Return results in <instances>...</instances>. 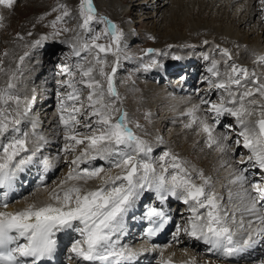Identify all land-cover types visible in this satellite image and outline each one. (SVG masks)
<instances>
[{
    "label": "snow or ice",
    "instance_id": "1",
    "mask_svg": "<svg viewBox=\"0 0 264 264\" xmlns=\"http://www.w3.org/2000/svg\"><path fill=\"white\" fill-rule=\"evenodd\" d=\"M259 2L264 5V0ZM15 4L16 0H0V5L7 9H12ZM54 11L62 14L53 21V28L63 24L65 17H71L66 5H60ZM78 15L79 31L72 42H67L71 55L77 58L74 64L77 71L65 70L68 80L63 87L70 91L60 101L58 109V127L62 126V131L57 135L62 134L64 141L60 153L63 158L74 156L68 162L71 170L49 194V202L39 206L31 204L16 213L0 212V264H51L56 258L59 234L68 235L71 253L84 264H138L140 254L123 245L120 238L126 235L129 213H133L146 194L157 200L159 206L149 205L141 217L147 222L142 237L145 242L174 224L167 209L170 199H175L187 205L191 215L187 218V226L174 224V242H179L183 232L189 238L202 241L219 259L230 262L240 256L255 240L251 233L244 239L235 238L232 224L236 221H230L227 213H222L215 193L206 189L209 181L204 174L196 173L203 181L198 184L186 162L170 151L154 158L152 146L129 127L128 114L124 112L116 118L120 113V97L115 77L121 56L125 54L123 32L107 18L98 16L93 0H80ZM2 20L0 16V22ZM93 25H102L101 32L97 33ZM55 34L59 35L60 31ZM102 38L108 43H99ZM47 39V36L41 37L35 44L41 45ZM147 54L154 55L153 50L148 49ZM221 55L226 61L232 59L227 49L222 50ZM109 56L114 58L110 72L105 70ZM257 62L264 64V57H258ZM152 63L156 61L152 60ZM207 71L218 78L208 81L211 87L220 90L218 102L207 94L201 97L199 104L189 111L192 123L186 126L192 127L198 121L209 147L215 144L224 152L231 147L229 135L222 132L215 136L213 133L218 125L225 126L222 118L234 119L238 130L232 144L242 145L249 151L248 164L252 169H259L261 174L259 182L251 183L245 175L249 168H242L236 181L242 186L249 185L244 189L248 201L246 211L256 215L259 223L264 225V81L235 63L227 66L223 78L218 61L214 60ZM77 72L79 80L74 79ZM13 88L14 84L9 82L6 88L0 89V105L14 100L19 117L20 99L11 91ZM85 89L88 90L89 109L86 113L81 110ZM201 106H206L203 111L208 114L203 118L196 115ZM19 124L18 118L10 119L6 108L0 106V208L9 206V193L15 190L17 174L26 166L38 162L47 173L62 159L57 155L54 161L48 157L37 161L41 144L48 141L36 134L33 123L31 137L35 147L30 149V134L22 131ZM226 127L232 129L233 125ZM90 182L99 183L89 187ZM41 184L47 188L44 181ZM240 224L242 227L243 221ZM254 231L256 236L264 238V227ZM158 264H171V261H159ZM259 264H264V260Z\"/></svg>",
    "mask_w": 264,
    "mask_h": 264
},
{
    "label": "bare ground",
    "instance_id": "2",
    "mask_svg": "<svg viewBox=\"0 0 264 264\" xmlns=\"http://www.w3.org/2000/svg\"><path fill=\"white\" fill-rule=\"evenodd\" d=\"M96 1L100 9H105L110 6L108 0ZM140 4L143 5L145 10H147L144 11V14H146V17L144 19H153L159 16L162 18L161 24L167 26H174L182 23L185 25L186 23L185 31H183L185 33L182 32L181 34L177 31H170L171 33L169 34L163 33L162 37L164 38V40H162V44L156 47L158 48V50L153 49L154 53H158V55L162 53L161 48L162 50H164V48L166 47L164 44L169 42L175 44L188 42V44L191 43L195 46H197V43H205V48L202 53L205 59L208 58L207 54L211 51L227 49L228 52L231 53L232 61H234L238 66L247 68L250 73L253 72V68L259 67V69H262L264 67V64H260L257 62L258 57H264V5H261L259 0H146L145 3L142 2ZM189 9L195 10V13L197 14L196 21H193V18L189 22L186 20ZM215 19L218 20L221 24H215L213 22ZM153 32L154 31L150 32L152 36H154ZM253 35H255V37H253ZM233 52L238 53V57H236V59L234 60L233 58H235V56ZM219 55L217 59H215V61L219 62L221 78H223V73L226 71L230 60L226 61L225 57ZM148 64L145 62L142 63L141 66H151L152 60H150ZM211 64L208 65L207 69L211 66ZM159 65H156V67ZM193 65L194 63L192 59L183 60L179 65L182 67H178V72L182 71L183 77H177L176 79L178 80L176 82L174 81L173 84L170 83V86L168 88H166L165 85H147L148 91L146 92V95L144 96V98H140L139 100L142 105L141 107L147 108L150 115L154 114L156 110H161V113H159V115L154 118L153 126L151 125L150 129L148 130V134L150 137H152V139H155V129L161 127H169L167 135L168 138L172 139L171 137H175V142L177 141L178 143H175L174 145L169 141L167 143V146L177 149L178 146L182 147L184 146V143H187L191 145L192 151L193 148L195 149V151H197L195 157H192V159L193 161H195V159L198 160V163L196 164L202 168L205 167L207 169V172H203L202 170H200L199 166L195 169L194 166L186 164L189 171L193 173L194 178L196 177V173L202 172L204 174V177L209 181V184L207 186H211L212 183L211 187L214 193H228L226 195L227 198L225 197V199H222V201L226 203L227 206L225 209H221L223 211L222 213H227L230 221L233 219H235L236 221L235 224H232V228L236 232L235 238L244 239L247 238L249 233H251L253 236V240H255V243L252 245V247L247 248L246 251L239 256L242 257L241 259L243 260L240 263L234 262V259H236L237 257L232 259L230 262L224 261L219 258L217 260H213V258H211L209 250H205L204 248H202L203 245L199 246L202 243L201 241H196L192 238H189L188 236L184 235L183 232L180 234L179 242H174L169 250L162 251L156 250L155 248L151 247H147V249L142 248L143 242L141 241L140 237L141 235L143 236V234H135V232L137 231V227L140 226L142 222H144L141 219L143 214V210L141 208L145 207V204L149 202L152 203L153 201L157 205H159V202L157 200H155L152 196L149 197L150 194H146L144 197H141V200L137 203L136 208L133 210L134 214L129 213V217L126 219V235L121 236L120 240L123 245L133 248V250L137 251L139 254L145 253L146 250H156V256L158 255L156 264H158L159 261H171V264H259L261 260H264V254L256 252L255 258L259 259L258 263L248 262L246 254L248 253V251L252 253L256 249H258L257 251H261L264 253V238L256 236L254 231L260 227H264V225H261L259 223L256 215H253L246 211L248 201L244 196V189L245 187H249V185L242 186L240 182L236 181V176L239 174L240 169L243 166L245 168H249L250 173L253 171H260L259 169H252L250 167L247 162V157L250 153L242 146L240 147L236 145L238 149L237 153H239L240 155L245 154V157H240V159L236 161L231 158V155L229 158L226 151L221 152L217 145L214 144L209 147L207 136L198 127V121L196 124H192V127H190V131H187L185 129L186 125L192 123L191 117L188 115V113L199 104L200 98L204 97L207 94V96L212 100L218 102L219 96L216 92L220 91L211 87V85L209 84V79L216 80L218 78L212 77L211 73H209L208 71L202 72L200 74V82H207L208 84L199 88L197 91L194 90V92L192 90H189L186 86V83H183V81L193 84L192 80L195 77L194 75L197 69ZM185 67L186 69L188 67V69H184V71L181 70ZM262 71H264V69ZM150 73L151 72H146L145 74L148 77H151ZM167 74L169 73H161L160 75L165 78L167 77ZM21 91L23 92V95L28 98L33 91L43 94V91H45V86L42 82H39V84L36 85L34 83H30L28 85H25L24 88H21ZM23 106L24 105L19 107L21 112H25V110L22 109ZM52 107L54 108V106L48 105L43 107L42 111H38V116L39 114H41L40 116H42L41 118H45L44 120L42 119L38 122L35 119L37 117V114H33L29 119L32 120V124H36V128L34 130L36 134L39 132L40 134L38 135L44 136L48 141V143H42V145H52L50 141L55 142L57 139V146L61 148L60 145L63 146L64 141L62 134L57 135V132L62 131V126L58 127L59 112L58 109L52 111ZM205 107L206 106H201L200 111L196 112L197 117L203 118L208 115L203 111V108ZM225 120L234 125L233 132L231 134L236 138L235 133L238 128L235 126L234 119L231 117H226ZM30 130L31 132L29 147L33 148L35 147V144L32 142L31 137V133L33 132L32 125ZM222 132L225 133V131ZM222 132L215 130L213 134L215 136H219V134ZM226 133L231 135L229 132ZM51 135H54V137L51 138ZM45 147L42 146L41 151L37 153L38 159L41 157H47V151H45ZM50 148L51 146H49L47 149ZM181 151L184 156L188 154V151H186L184 148H182ZM41 152H44V156L40 157L39 155ZM59 154L63 156V153ZM56 156L57 155L49 159L54 161ZM71 159H73V156H67L64 160L66 161L64 163H67V167H65L66 169L63 171V173L60 174V176L56 178L53 177L51 179V177L55 173L57 174V171L60 169L63 161H60L58 164L54 163L55 168L53 167V169L51 170L52 173L50 172L51 174L49 180L47 179L49 177L47 176L49 172H43L42 166L38 162L26 166L23 172L17 174V179L14 182L15 190L9 193V206L7 208H0V212L16 213L24 210L31 204H36L39 206L45 202H49V194L53 191V189L59 187L60 182L67 176L68 172L71 170L68 163ZM250 173L248 175L249 180H252L255 183L258 182V180L256 179L257 175H255V177L250 176ZM37 174H41L40 179L42 180L40 181H44V183L47 185L46 189L43 187L41 182H37V180H34V183L36 184L33 186L34 183L32 179ZM114 174L115 172L113 173V175ZM44 175H46V177H44ZM208 176H210V178ZM212 176L214 179L212 178ZM29 180L31 182L30 184L28 182ZM24 182L25 186H27V189L25 190V192H21L20 184H23L24 186ZM98 183L99 182H90L89 187H95L98 185ZM202 183V180L198 182V184ZM206 189L209 190L208 187H206ZM252 194L255 195V192H253ZM223 202H220V205H223ZM177 204H180L182 206L181 211H178V213L175 212V209L178 207ZM168 206H170L167 209L169 214H171L172 216L177 215L182 221V226H187V218L191 215V213L188 211L187 205H184L182 202L176 201L175 199H170ZM259 207L260 204L258 203L257 208ZM203 211L204 210L201 209V212ZM241 221H243L242 227L240 224ZM73 237L78 238L76 234H73ZM69 241L71 240L68 238L67 234H59L58 249L61 250V248ZM193 243H195L196 245ZM70 247L71 244H69V251ZM70 254H72L71 251ZM59 256L60 263L61 261H63V259L60 253ZM70 257L71 260H67V262L65 261V263L84 264V262L79 261L74 256ZM138 264L155 263L151 261L149 256L139 255Z\"/></svg>",
    "mask_w": 264,
    "mask_h": 264
},
{
    "label": "rangeland",
    "instance_id": "3",
    "mask_svg": "<svg viewBox=\"0 0 264 264\" xmlns=\"http://www.w3.org/2000/svg\"><path fill=\"white\" fill-rule=\"evenodd\" d=\"M108 1L110 6L105 9H100L96 0H93V3L97 10L98 16L105 17L116 24L124 34L122 45L125 46V54L121 56L120 64L115 77L116 88L120 97L118 103L120 113L116 114V118L118 119L121 113L126 112L128 114V119L130 122L129 127H131L136 135L144 140L147 144H149L150 146L152 144L154 158L160 156L164 151H170L178 158H180V160L186 162L187 165H192L196 169L199 166L196 164L198 163V160L195 159V161H193L192 157H195L197 151H195V149L193 148V152L191 145L184 143V146L182 147L177 145V149L167 146V143L169 141L174 145L175 143H178L177 141L175 142V137H171L172 139L168 138L167 135L169 127H161L155 129V132L157 134H154L155 139H152V137L149 136L148 130L150 129L151 125L153 126V120L159 115V113H161V110H156L154 114L150 115L147 108L141 107L142 105L139 100L140 98H144V96L146 95V92L148 91V84H156L158 86L165 85L166 88H168L170 86V83L173 84L174 81L176 82L178 80L176 78L183 75L182 71L178 72V67H182L179 65L185 59H192L194 63L193 66L197 68L194 75L195 77L192 80L193 84L183 81V83H186L188 89L194 92V90L197 91L199 88L207 85V82H200V74L207 71L208 65L211 64L215 59H217L219 54L221 55L222 50L209 52L207 54L208 58L205 59L202 55L205 48L204 42V44L197 43V46L191 43L188 44V42H182L181 44L169 42L164 44L166 46L164 50H162L161 48L162 53L158 55V53L153 52L154 55L150 56L147 54L148 49L158 50V48L156 47L162 44V40H164V38L162 37L163 33L169 34L171 32L177 31L182 34V32L185 31L186 23L185 25L182 23L174 26H167L161 24L162 18L159 16L153 19H144L146 17L144 11L147 10H145L143 5H141L140 3H145L146 0ZM79 3L80 0H16V4L12 9H7L0 5V16L3 17L2 22H0V89L6 88L9 82L13 83L14 88L11 89V91L15 96L19 97V107L24 105L22 109L25 110V112H21L19 109L20 115L19 117H17L16 103L14 100H10L7 105L0 106L6 108V114L10 119L18 118L20 120V124L18 126L22 131H26L29 134L31 132L30 128L32 125V120H30L29 118H31L33 114H37V117L35 119L38 122L42 119L44 120L45 118H41V114H39L38 116V111H42V108L48 105L54 106V108H51L52 111H54L55 109H59L60 101L64 98L67 92L70 91L69 89L63 87V85L68 80V77L65 75V70L74 72L77 71L74 68V64L76 63L77 58L71 55V49L68 47L67 42H72L74 40L76 32L79 31ZM60 5L67 6V9L71 13V17H65V22L63 24H57L56 28H53V21H55L57 17L62 14L61 11H54V9H58ZM188 11L189 13H187L186 20L189 22L193 18L192 20L196 21L197 14L195 13V10L189 9ZM72 17H75V19H73ZM213 22L215 24H221L216 19ZM93 27L96 29L97 33L101 32L102 25H93ZM64 28H67L68 31H63ZM57 31H60L59 35L55 34ZM152 31H154V36L150 34V32ZM44 36H47L48 39L44 40L41 45H36L35 41ZM253 37H255V35H253ZM99 43H108V40L106 38H102ZM5 53L7 55H5ZM236 53L237 52H233L235 56L233 60L238 57V53ZM21 57H23V61H21ZM89 59H91V57H89ZM150 60H155L156 63H152L151 66H148ZM108 61L109 64L105 70L110 72L114 58L112 56H109ZM145 62L148 64L147 67H142V63ZM229 62V65L235 63L234 61H232V59ZM156 65L159 66L156 67ZM184 69H186V67L182 68L181 70L184 71ZM253 69L256 77H258L261 81H264V71H262L264 67L262 69H259V67ZM146 72H151V77H148L145 74ZM161 73L169 74H167V77L164 78L162 77V75H160ZM6 79L8 82L6 81ZM11 79L13 80V82ZM74 79H80L78 72ZM39 82H42L45 86V91H43V94L33 91L29 95V97L26 98L23 95L21 88H24L25 85H28L30 83H34L36 85L39 84ZM77 86L82 87L81 85ZM216 93L218 96L220 95V91ZM87 95L88 90L85 89L84 94L81 96V100L83 101L81 110L85 113L89 110ZM77 106L80 107L79 104ZM80 118L83 120V117ZM225 119L226 117L222 118V124L225 126L222 127L218 125L215 130L221 132L225 131V133L229 132L231 134L233 132L234 125L232 129H229L228 127H226V125H232V123H229ZM209 121L210 123H212L210 119ZM137 125H139V127H137ZM185 129L187 131H190V127L185 126ZM10 134L11 132L9 131L8 135ZM37 134L40 133L38 132ZM53 137L54 135H51V138ZM234 139H236L234 135H229L228 143L231 145V147L226 150V153L229 158L231 155V158L236 161L240 159V157H245V154L240 155L239 153H237V146L232 144V141ZM55 142H57V139ZM55 142L50 141V143L52 144L49 145L51 146L50 149H47L49 147L48 145L46 146L41 144V147L46 146L45 151H47L46 155L48 158H53V156L60 153V148L59 146H57L58 142ZM60 146L62 147V145ZM239 146L241 147L242 145ZM182 148L188 151V154L186 156L181 153ZM44 152H41L39 156H44ZM59 155L61 156V154ZM61 157V161H63V163L60 169L57 171V174L55 173L56 175L54 174L51 179L53 177L56 178L60 176V174L63 173V171L66 169L65 167H67V163H64L66 162L64 161L65 158H63V156ZM242 168L245 167L243 166ZM199 169L203 172H207V169L205 167L202 168L199 166ZM49 172L52 173V171ZM249 173H245V175H249ZM251 173H255V175H257L256 179L259 182L261 179L260 172L253 171ZM255 175L250 176L255 177ZM48 176L49 177L47 179L49 180L50 175ZM40 177L41 174H37L35 177H33V183L34 180H37V182H41L40 180L42 179H40ZM44 177H46V175H44ZM208 177L210 178V176ZM195 178L196 182L198 183L200 179L198 177ZM250 182L255 183L252 180H250ZM35 184L36 183H34L33 186ZM211 186L206 187H208V189L212 191ZM25 190L23 192H25ZM227 194V192L224 194L215 193L219 203L223 202L222 199H225ZM150 196L151 195H149V197ZM226 206V203H224L223 205L221 204V208L223 209H225ZM143 208L144 207H142L141 209L143 210ZM181 209L182 206L178 205V207L175 209V212L178 213V211L180 212ZM136 232V235H140L138 234L140 233V231L138 232L137 230ZM202 245V248L208 250L207 245L202 242L199 246ZM257 250L258 249H256L252 253L248 251V253L246 254L248 262H259V259L255 258L256 252H260V254L264 253ZM155 252L156 250H146L145 253H140V255L149 256L151 261L156 264L158 255L156 256ZM209 252L213 260L218 259V257L213 252ZM154 253L155 255H151ZM64 254L65 253H63V255L60 254L63 261L58 264L65 263ZM241 258L242 257L238 256L236 259H234V262H242L243 260Z\"/></svg>",
    "mask_w": 264,
    "mask_h": 264
}]
</instances>
